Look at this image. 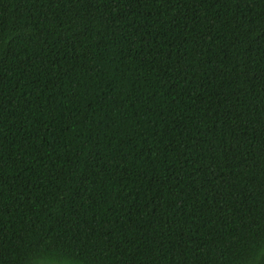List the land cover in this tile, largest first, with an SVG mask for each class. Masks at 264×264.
<instances>
[{"label": "trees", "instance_id": "1", "mask_svg": "<svg viewBox=\"0 0 264 264\" xmlns=\"http://www.w3.org/2000/svg\"><path fill=\"white\" fill-rule=\"evenodd\" d=\"M0 264H264V0H0Z\"/></svg>", "mask_w": 264, "mask_h": 264}]
</instances>
